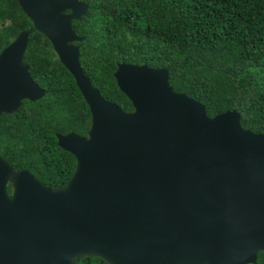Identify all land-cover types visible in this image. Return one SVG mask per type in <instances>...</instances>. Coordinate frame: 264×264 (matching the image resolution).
I'll list each match as a JSON object with an SVG mask.
<instances>
[{
  "label": "water",
  "instance_id": "1",
  "mask_svg": "<svg viewBox=\"0 0 264 264\" xmlns=\"http://www.w3.org/2000/svg\"><path fill=\"white\" fill-rule=\"evenodd\" d=\"M32 26L0 50V114L45 93L23 62L36 29L73 76L90 112L85 135L57 133L75 158L67 182L50 188L0 156V264H255L264 252V133L240 115H207L175 91L168 70L119 62L129 99H106L79 64L72 27L80 0H16ZM12 189L9 193L7 183Z\"/></svg>",
  "mask_w": 264,
  "mask_h": 264
},
{
  "label": "trees",
  "instance_id": "2",
  "mask_svg": "<svg viewBox=\"0 0 264 264\" xmlns=\"http://www.w3.org/2000/svg\"><path fill=\"white\" fill-rule=\"evenodd\" d=\"M80 1L86 13L72 20L83 36L76 42L79 64L103 97L132 110L113 75L117 64L164 67L172 88L201 102L207 115L234 109L243 128L264 133V0ZM31 26L16 0H0V50ZM23 62L45 93L0 114V156L15 170L28 169L44 185L59 188L72 175L75 158L57 145L56 134L85 135L89 108L36 29L29 33ZM74 264L108 263L83 255ZM255 264H264V252Z\"/></svg>",
  "mask_w": 264,
  "mask_h": 264
}]
</instances>
